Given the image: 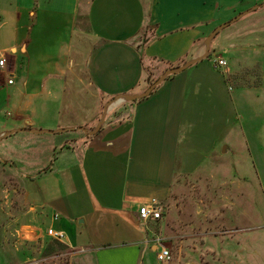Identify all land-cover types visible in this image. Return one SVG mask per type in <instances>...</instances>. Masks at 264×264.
Wrapping results in <instances>:
<instances>
[{"label":"crops","instance_id":"1","mask_svg":"<svg viewBox=\"0 0 264 264\" xmlns=\"http://www.w3.org/2000/svg\"><path fill=\"white\" fill-rule=\"evenodd\" d=\"M260 2L264 0H0V56L6 60L0 92L8 104L0 102V113L8 109L16 117L0 119V135L13 129L42 134L34 130L54 126L34 123L31 116L50 111L54 107L49 105L63 96L66 82L61 79L76 75L71 70L75 52L84 56L88 84L106 104L118 95L143 92L149 75L153 82L166 69L204 54L206 37L216 26ZM83 19L86 29L79 25ZM85 30L88 36H83ZM260 30L264 36V25ZM246 33L228 35V51L246 53L251 48L241 39ZM221 88L225 90L223 77L197 61L165 78L148 96L111 104L121 105V118L115 119V111L97 133L71 134L72 143L60 147L48 165L49 160L39 163L37 152L25 146L0 151V168L15 171L9 178L19 176L25 203L14 233H7L6 224L0 229L1 240L11 235L20 239L1 262L44 264L66 249L82 257V264H151L148 257L158 249L152 226L159 219L140 220L138 208L151 198L166 208L165 202L179 194L181 178L198 169V155L189 152L188 144L197 138V145L205 129L224 134L226 125L209 119L212 112H205L209 107L202 103V93L213 98ZM228 138L232 145L239 137L235 131ZM229 144L224 145L227 151ZM17 167L26 170L19 174ZM50 227L63 231V240L49 236Z\"/></svg>","mask_w":264,"mask_h":264},{"label":"rangeland","instance_id":"2","mask_svg":"<svg viewBox=\"0 0 264 264\" xmlns=\"http://www.w3.org/2000/svg\"><path fill=\"white\" fill-rule=\"evenodd\" d=\"M79 25L87 28L84 19ZM263 25L264 6L219 31L211 41L210 54L199 61L204 69L215 70L219 77H223L225 90L221 88L217 92L218 96L214 94L217 100L204 92L202 103L209 107H203L205 112H212L209 119L226 125L225 132L223 134L221 130L214 129L211 133L205 129L202 131L203 139L197 145V138L188 144L189 152L198 155L194 156L198 169L181 178L179 194L165 202L162 217L152 226L154 233L171 251V258L161 262L155 251L148 257L151 264H264V46L261 44L264 36L260 30ZM245 30L247 36L245 34L241 39L250 42V45L245 46L251 48L246 53L228 51V35ZM82 34L89 35L87 30ZM219 57L226 61V65L216 68L215 61ZM73 58L71 70L76 75L71 73L65 80L61 79L66 82L63 96L53 99L54 103L49 105L53 109L45 113L38 112L31 118L34 123L54 124L39 129H74L52 134L14 132L0 141L1 152L6 154V149L10 152L25 146L31 149L29 152H37L35 158L39 163L46 165L49 160L48 165L60 147L72 143L71 134L84 136V132L75 127H95L105 102L100 101L88 84L84 56L76 55L75 52ZM5 100V94L0 92V102L8 105ZM117 105L110 106L106 118L115 111L118 112L115 119L123 116V112L118 111L121 105ZM7 112L8 109L1 111L0 119L13 121L15 113ZM200 117L209 120L205 116ZM92 118L94 120L91 122ZM84 120L89 125H85ZM233 131H236V139L239 138L231 145L228 135L229 132L230 136L234 135ZM58 139L59 143L56 142ZM228 144L232 147L230 151L224 148ZM213 145L214 153L211 152ZM204 151L207 152L206 156L202 154ZM13 165L18 163L15 161ZM18 167L16 170L19 174L26 170ZM10 172L15 173L9 168L0 170V229L3 230L6 224L7 233H14L19 220L23 219L25 203L18 189L20 185L16 178L19 176L9 178ZM15 187L18 189L16 193L12 190ZM6 238L0 239V264H5L1 262V257L7 259L5 254H10L13 244L20 241L17 235ZM69 252L64 249L60 251L59 257L43 263L69 264V257L73 256L72 264H82V257ZM10 263L7 261V264Z\"/></svg>","mask_w":264,"mask_h":264},{"label":"water","instance_id":"3","mask_svg":"<svg viewBox=\"0 0 264 264\" xmlns=\"http://www.w3.org/2000/svg\"><path fill=\"white\" fill-rule=\"evenodd\" d=\"M260 6H264V2L260 3V4H256L240 13H238L237 15H235L234 17H232L230 20L226 21V22H223L221 24H219L218 26H216L211 32L210 34L206 37V40H205V52L204 54L200 55V56H197V57H194L192 58L191 60L183 63L182 65L180 66H177V67H172V68H169V69H166L164 72H162L153 82H151L148 87L143 91V92H140V93H134V94H126V95H118L116 96L115 98H113L112 100L108 101L105 105H104V109H103V112H102V115H101V118L100 120L98 121V123L96 124V126L93 128V129H85V128H82V127H75L77 129H81L85 134H88V135H93L95 133H97L101 126L103 125L104 121H105V117H106V114L108 112V109L110 108L111 104H114L116 103L118 100L120 101H134V100H137V99H141V98H144L146 96H148L151 91L157 86L159 85L162 81H164V79L168 76V75H171V74H174V73H178V72H181L183 70H185L186 68H188L190 65L196 63L197 61H200L202 60L203 58H205L206 56H208V53H209V48H210V43L212 41V39L215 37V35L221 31L223 28H225L226 26L230 25L231 23L237 21L239 18L243 17L244 15L248 14L249 12L257 9L258 7ZM74 129V127H69V128H61V129H57V130H45V129H37V130H34V132H46V133H55V132H63V131H66V130H72ZM15 132V129L13 130H10V131H7V132H4L3 134L0 135V140L5 137L6 135L10 134V133H13Z\"/></svg>","mask_w":264,"mask_h":264},{"label":"built area","instance_id":"4","mask_svg":"<svg viewBox=\"0 0 264 264\" xmlns=\"http://www.w3.org/2000/svg\"><path fill=\"white\" fill-rule=\"evenodd\" d=\"M226 65V61L219 57L215 61V67H223ZM0 68H6V60L4 56H0ZM13 81L12 78L7 80L8 83ZM165 210L163 203L157 198H151L148 202L141 204L138 208V214L140 220L146 222L148 220H158L162 217V214ZM58 214L54 215V218H57ZM47 234L53 237L56 240H63L65 234L61 230H55L54 228L50 227L47 229ZM156 248L157 249V259L161 262L168 261L171 258V251L161 242V239L156 236Z\"/></svg>","mask_w":264,"mask_h":264},{"label":"trees","instance_id":"5","mask_svg":"<svg viewBox=\"0 0 264 264\" xmlns=\"http://www.w3.org/2000/svg\"><path fill=\"white\" fill-rule=\"evenodd\" d=\"M209 54H210V53H208V55H209ZM170 68H171V67H170ZM171 75H172V74H171ZM171 75H168L167 77H169V76H171ZM167 77H166V78H167ZM147 80H148L149 83H151L152 80H151L150 75H149V77L147 78ZM156 87H157V86H156ZM156 87H155V88H156ZM155 88H154V89H155ZM154 89H153V90H154ZM137 100H138V99H137ZM130 102H133V101H130ZM101 128H102V127H101ZM61 245H62V244H61ZM62 246H64V245H62Z\"/></svg>","mask_w":264,"mask_h":264}]
</instances>
